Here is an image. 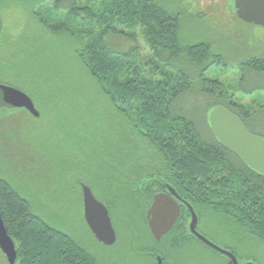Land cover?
Wrapping results in <instances>:
<instances>
[{
	"label": "rangeland",
	"instance_id": "374dc122",
	"mask_svg": "<svg viewBox=\"0 0 264 264\" xmlns=\"http://www.w3.org/2000/svg\"><path fill=\"white\" fill-rule=\"evenodd\" d=\"M40 1L1 3L0 83L26 92L41 115L0 108V177L15 186L34 213L68 233L100 264H156L149 253L136 259L146 249L141 244L157 241L148 229L146 205L130 183L135 176L128 172L155 166L147 155L151 152L152 156L153 149H146L148 144L124 127L118 114L117 126L110 107L90 91L86 79L91 75L78 57L79 35L72 32L71 22L67 24L70 28L54 26L57 21L51 22V13ZM184 1L193 14H199L195 18H200L187 21L185 36L208 41L227 61L213 64L205 77L216 80L244 106L252 108L249 123L264 135V75L239 67L247 57L264 56V26L240 19L235 0ZM48 6L53 7L52 0ZM52 12L56 14L55 9ZM129 31L137 35L134 61L144 68L151 50L140 28ZM110 42L117 50L133 45L117 35ZM194 84L195 90L185 93L175 110L194 116L203 134L212 139L206 98L199 91L197 79ZM113 131L120 137L114 149H109L106 146L114 138ZM98 134L104 146L95 141ZM82 183L108 206L118 236L114 244L100 242L88 226ZM236 183L230 184L236 188ZM218 206L217 218L211 220L206 214L209 220L203 221L207 236L235 251L239 264H264V237L259 236H264V231L259 235L248 233L234 221V214L228 216V211ZM173 260L175 264L229 263L225 254L195 241L174 254ZM0 264H9L1 249Z\"/></svg>",
	"mask_w": 264,
	"mask_h": 264
},
{
	"label": "trees",
	"instance_id": "16d2710c",
	"mask_svg": "<svg viewBox=\"0 0 264 264\" xmlns=\"http://www.w3.org/2000/svg\"><path fill=\"white\" fill-rule=\"evenodd\" d=\"M48 1L40 2L51 13V22L57 21L54 26L70 28L67 24L71 22L72 32L79 35L77 56L91 75L86 79L90 91L110 107L116 124L118 114L120 123L137 133L148 144L146 149H153V155H147L155 166L128 170L135 176L130 182L134 192L139 195L142 186H150L149 191L163 190L165 182H170L195 203L196 189L201 186L205 218L206 214L211 220L217 218L220 205L248 233L264 231V177L245 166L213 134L208 139L194 116L175 110L185 93L195 90L197 79L207 102L206 118L212 107L223 105L240 115L251 132L260 134L249 123L252 108L216 80L205 77L213 64L227 61L208 41L185 36L186 23L198 21L195 16L199 14H193L184 0H52L53 9ZM137 28L151 50L144 68L134 61L137 35L129 30ZM116 35L133 45L117 50L110 42ZM239 67L262 76L264 56L247 57ZM112 136L106 146L109 149H114L120 137L117 131ZM96 138L105 145L100 134ZM184 179L192 190L185 188ZM236 180L233 188L230 183ZM0 209L16 243L18 264H100L68 233L34 213L30 202L1 177Z\"/></svg>",
	"mask_w": 264,
	"mask_h": 264
},
{
	"label": "water",
	"instance_id": "95a60500",
	"mask_svg": "<svg viewBox=\"0 0 264 264\" xmlns=\"http://www.w3.org/2000/svg\"><path fill=\"white\" fill-rule=\"evenodd\" d=\"M235 8L240 19L248 23L264 26V0H235ZM3 23L0 19V33ZM0 99L12 107H24L36 117L40 116L33 99L23 90L0 83ZM2 94V95H1ZM1 106V104H0ZM210 131L216 140L226 149L234 153L242 163L264 177V136L251 132L240 115L223 105L212 107L207 115ZM171 191L176 195L173 188ZM84 217L95 237L105 245H112L117 240L108 207L98 200L92 188L82 184ZM191 231L212 249L228 256L232 264H239L237 255L225 249L196 230L197 215L192 206ZM180 211L178 202L168 193H159L154 196L152 205L147 210L148 226L157 240L172 227ZM0 249L9 264H16L18 250L16 243L5 225L0 209ZM159 264L162 259L159 258ZM245 264H255L247 262Z\"/></svg>",
	"mask_w": 264,
	"mask_h": 264
},
{
	"label": "flooded vegetation",
	"instance_id": "af4514ba",
	"mask_svg": "<svg viewBox=\"0 0 264 264\" xmlns=\"http://www.w3.org/2000/svg\"><path fill=\"white\" fill-rule=\"evenodd\" d=\"M6 1L9 2V0H0V9L3 7V5H1V3L3 2L4 4H6ZM0 104H1V106H0L1 109H6L8 111H11L14 109H19V110H24V111L27 110L24 107H12L9 104H6L3 99H0ZM183 182H184L185 188L188 191H189V189L192 190V187L187 183L188 182L187 179H184ZM165 185H166V187L163 190L156 189L154 191H149L150 186H148V187L142 186V189L140 188V193H138V194H139V196H141L143 204L146 205V208L144 209L145 210L144 213H145L147 225H148L147 210L152 205L153 200H154V196L156 194L164 192V193H168L169 195H171L178 202V204L180 206L179 214H178L177 218L175 219L170 230L162 236L161 240H157L155 238V236L151 233L157 242H154V243L151 242V244H145V243L141 244V248L144 247L146 249L143 252H140L139 256L136 259H140L149 253V254L154 255V258L156 259V264H159V258L162 259V264H175V261L173 260L174 254L178 253L184 246H187V244L190 241H192V242L195 241V242L207 245L201 239H199L195 234H193L191 231L190 225H191V221H192V212H191L192 210H191L190 206L193 207V209L197 215V218H198L196 230L199 233L206 236L207 238H209L211 241H213V240L210 237H208L207 234L202 229L203 228V221L209 220V219L205 218L203 215L202 188H201V186H199V188L196 189V198H195L196 200L194 203L190 198L184 196V194H182L179 191V189L175 185H173L172 183L165 182ZM170 188H173L175 190L176 195L171 191ZM142 190H143V192H142ZM97 199L100 200L99 198H97ZM83 210H84V208H83ZM148 229L151 232L149 226H148ZM116 235H117V233H116ZM117 240H118V236H117ZM130 243L132 245L134 244L132 240H130ZM228 249H230V248H228ZM231 251H233V250H231ZM233 252L235 253V251H233ZM228 261H229L228 264H232V261L229 257H228Z\"/></svg>",
	"mask_w": 264,
	"mask_h": 264
},
{
	"label": "bare ground",
	"instance_id": "6f19581e",
	"mask_svg": "<svg viewBox=\"0 0 264 264\" xmlns=\"http://www.w3.org/2000/svg\"><path fill=\"white\" fill-rule=\"evenodd\" d=\"M84 184V183H83ZM83 191V190H82Z\"/></svg>",
	"mask_w": 264,
	"mask_h": 264
}]
</instances>
